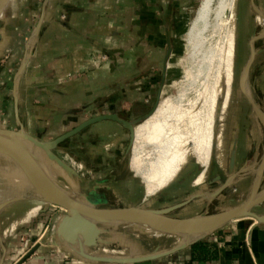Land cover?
<instances>
[{"label": "crops", "instance_id": "1", "mask_svg": "<svg viewBox=\"0 0 264 264\" xmlns=\"http://www.w3.org/2000/svg\"><path fill=\"white\" fill-rule=\"evenodd\" d=\"M179 7L177 0H9L0 16V127L23 129L30 136L51 141L98 116L118 114L131 121L145 117L169 80ZM236 135L238 159L240 136ZM129 146L130 131L106 119L68 138L57 152H77L92 170H126ZM257 159L244 163L238 170L243 168V172L231 184L246 168L257 166ZM196 177L180 176L164 190L179 194L197 188L188 198L201 195L173 215L192 217L236 206H216L229 186L218 191L230 175L224 181L216 177V183L208 176L201 185L193 184ZM91 182L98 187L91 186L84 193L101 200L98 190L110 187V179L94 177ZM217 183L218 188H213ZM18 197L9 206L35 201L43 208L17 226L12 240L7 239L3 264H16L35 246L37 250L23 264H264V222L252 217L232 221L160 258L135 263L96 261L62 242L37 241L34 236L46 231L48 213L55 206L33 192ZM113 197L123 199L118 192ZM10 199H2L0 205ZM182 211L188 214L180 215ZM64 215L56 214L54 222L58 224Z\"/></svg>", "mask_w": 264, "mask_h": 264}, {"label": "bare ground", "instance_id": "2", "mask_svg": "<svg viewBox=\"0 0 264 264\" xmlns=\"http://www.w3.org/2000/svg\"><path fill=\"white\" fill-rule=\"evenodd\" d=\"M212 3L213 0L201 1L190 28L186 33L185 41L189 51L188 56L191 60L187 71L184 72L182 79L177 84V92L167 97L162 94L156 111L135 127L136 135L129 164L135 175L145 185L146 193L142 202L154 198L158 193L173 185L193 159L204 168L203 173L193 181L194 185H201L205 182L212 167L214 157L226 169L225 149L228 128L230 126L229 122L231 117L235 119L237 117L238 98L243 95L244 97L246 96L244 91L251 96L253 101L255 100L256 104L254 116L259 130H256V127H254L255 123L251 134H260L264 138V105L255 99L253 86L250 81L251 66L246 71L251 60L249 58L242 70L239 80L240 87H237L235 82L237 80V33L239 35V32H237L235 23V25H232L231 21H229V23L223 24L220 17L223 11L225 12L226 9H229L231 14H234L236 18V14L240 9L238 0H219L215 8L212 7ZM213 9L216 17L211 22L212 35H215L217 30L220 32L223 30V37L221 38V42H213L209 37L210 39H207L209 45L205 47L202 43L206 41L205 32L209 30L210 22L208 21H210L209 16ZM255 11L256 22L262 27L260 32L262 36L264 35V11L259 5H256ZM22 140L38 154L62 187L76 199L86 202V204H92V201L88 200L73 182L70 183L61 177V174L64 173L71 175L69 171L65 170L56 161L51 160L35 143L26 139ZM2 162H10L12 164V171L1 166L0 174L3 172L8 178H22L23 182L31 186L35 193H38L36 188L26 179L25 174L15 165L12 157L0 151V163ZM254 167H248L246 171L252 170L251 172H254L256 176L254 184H258L259 180L264 178V160L256 168ZM238 172L231 171L230 177L232 179L236 178ZM254 184L253 187L255 186ZM253 190L252 188L248 194L254 198H258L264 193V190L261 192ZM38 194L41 196L40 193ZM245 200L239 204H242ZM36 212L37 209H33L30 215H35ZM92 221L95 224L97 223L94 219ZM55 224L57 227L58 224ZM116 225L105 224L99 226L101 229L108 231ZM8 230L10 231L6 232L5 236L13 232V227L12 229L11 227L8 228ZM151 230H154L156 234H164L155 229ZM105 235L106 233L103 235L104 237L102 236L103 240H107ZM164 235L168 238H176L174 246L190 243L196 238L189 235ZM5 238L3 239L0 236V264H2ZM54 238L55 241L53 243L61 244L62 242L80 255H89L94 258L123 260L133 256L148 254V251L143 253H129L122 250L119 251V249L107 251L105 249L106 244L90 249L85 245L82 238L78 239L75 243H69L62 237L56 236V233Z\"/></svg>", "mask_w": 264, "mask_h": 264}, {"label": "rangeland", "instance_id": "3", "mask_svg": "<svg viewBox=\"0 0 264 264\" xmlns=\"http://www.w3.org/2000/svg\"><path fill=\"white\" fill-rule=\"evenodd\" d=\"M201 1L202 0H177V2L180 5L179 13L177 14L178 32L176 34L174 41V54L172 56L170 76H169V80L167 81V85L163 90V96L166 97L171 96L177 92V84L182 79L184 72L187 71V68L190 65L191 58L188 56L189 51H188V47L186 46L185 37L187 31L190 28L192 20L197 13ZM218 1L219 0H213L212 7L215 8L218 5ZM254 1L257 6L259 5V7L264 9V0H254ZM238 4L240 9L236 14V18L234 14H231L229 9H226L225 12L223 11L220 17L223 24L229 23V21H231L230 23H232V25L236 24L237 32H239V35L237 33V62H236L237 80L235 84L237 87L238 86L240 87L239 80H240L241 72L244 69L247 61L249 60L252 52L251 38L256 28L261 29V26L256 22V11L252 4V0H238ZM212 12L210 13L211 15L209 16L210 21H208L210 22L209 30L208 32H205L206 41L205 43L204 42L202 43V45H204L205 47L209 45L208 40L210 38L213 42H218V41L221 42V38L223 37L222 35L223 30L221 32L217 30V32H215V35H212L213 33H212L211 22L216 17L214 9L212 10ZM240 40L243 42H241ZM256 46L258 48L257 50L260 52L256 55L252 63L250 81L253 86L252 88L255 99L259 103L264 105V85H263L264 84V37L260 39L258 43H256ZM243 98L245 99V101ZM241 101L244 103H242ZM238 103L239 106L237 111V117L236 119L231 117L229 122L230 126L228 128V137H227V143L225 149L226 169H224L214 157V160L212 162V167L208 175L210 181L216 180V177L218 176L221 177V181L226 180L227 177L231 174V171L232 172L238 171L240 167L247 161H249V163L251 164L255 158H258L257 162H255L257 166L261 162L264 152V138L260 134L257 135L251 134V130L253 129V125H255V123L256 125L254 127H256V130H259L257 127L258 125L256 118L254 116L255 114L254 109L250 104L248 98L246 96L244 97V95L238 98ZM138 124H136V126ZM235 133L240 136L239 153L237 159L238 162H236V167L234 169H230L229 156H230V151L233 148V144H234L233 142L236 137ZM63 152L60 151L58 152V154L61 157L65 156L66 154H63ZM70 154L72 156L74 155L76 160L80 164L81 166L80 174L82 175V178L75 177L74 175L72 177V175H69L68 173H64L65 175L61 174V177L62 178L64 177L70 183L73 182L80 192L81 191L85 192L87 189H89L92 186L93 182L91 181L93 180L94 177L107 178L108 180L110 179V184H111L110 187L106 186L105 188H101L98 190V192L99 191L101 192L100 193V196L102 198L101 200H92L88 197V199L93 203H97L100 206L103 205V207H107V206L113 207L119 205L123 206L124 204L125 205L136 204V203H141L143 201V198L146 193L145 191L146 188L142 180L139 177H137L134 171L130 168L129 163H130L131 153L128 155V158H126V163H125V165H127L126 170L125 169L92 170L89 169L85 165V163L79 158L77 152L71 151ZM190 165L186 167V169L181 173L180 176L199 177L200 174L203 173L204 168L201 167L196 162V160L193 159ZM1 166L4 168H8L9 171L10 170L12 171V164L10 162H2L0 163V167ZM257 166H255L254 168H256ZM251 171L252 170L246 172L245 170V172L240 175L241 177L239 176L240 178H238L236 184L235 185L231 184L226 189L224 194L219 196V200L221 201H216V206L218 208L237 205L244 199H247V197L249 196L248 193H250V191L252 190L253 180L255 176L254 172ZM119 177L120 178L122 177V179H120L116 183L114 181V178H119ZM207 179L208 177L206 178V180ZM213 183H216V181H213ZM219 185L220 184L217 183L215 184V186H213V188H218ZM95 186L96 185H93L92 188L95 189L96 187H98ZM195 189L197 188H193V189L190 188L188 191L179 194L170 193L169 191L168 192L163 191L158 193L159 195L157 194L156 196H154V198H151L149 203H147V205H150L152 207L172 205L174 203L187 199L193 193L192 190ZM262 189L264 190V181L262 184ZM27 192L28 194L33 192L34 196H40L38 193H35L33 191L31 186L23 182L22 178L21 179L14 177L8 178L7 176H5V174H3V172H1L0 202H2L1 200L7 198L8 196H10L11 198H15L18 197V195H24V194L26 195ZM114 192H118V194H120V196L123 198L121 199L122 201L114 199L113 197ZM211 193L212 192H210V194ZM42 208L43 205L41 203L35 201H24L22 203L21 202L15 203L7 207L5 210L1 211L0 236L3 239L6 237L3 243L4 246L7 243V239L10 241L15 236V235L13 236V234L15 232V229H17V226H20L19 224H21V222L28 221L37 214L39 215L41 213L40 211ZM33 209L35 210L37 209V212L35 215H30L31 210ZM256 211L259 214H263L264 203L257 206ZM59 213H65V210L56 206L51 212L48 213L49 215L47 217L48 222L46 224L47 225L46 231L44 233L38 232V234L34 236V238H36L37 241H39L40 243H47L49 245L53 244V241H55L54 237L56 233V231H54L56 227L54 219H56L55 215ZM185 213L188 214V212L182 211L180 212V215H184ZM10 227L11 229L13 227V232L10 235L5 236L6 232L8 233V231H10L8 230V228ZM107 232L108 233H106L107 235H105V238H109L112 241L113 246L117 247L114 248L106 244L105 249L107 251H114L119 249V251L122 250L124 252H129V253H137V251L143 253L145 251L153 250V248H155L158 244L162 249L171 248L174 246L173 244H175L176 241L175 237L168 238L164 234H156L154 230L141 229L131 225L111 227ZM5 251H6V246L4 248V252L2 256V264L4 263L3 261H4Z\"/></svg>", "mask_w": 264, "mask_h": 264}, {"label": "water", "instance_id": "4", "mask_svg": "<svg viewBox=\"0 0 264 264\" xmlns=\"http://www.w3.org/2000/svg\"><path fill=\"white\" fill-rule=\"evenodd\" d=\"M8 1L9 0H0V16L5 12ZM252 4L254 8H256V3L254 0H252ZM258 38L259 37L254 34L251 39V61H249L246 71H248V67L250 68V66H252V63L257 55L255 41ZM170 53L171 48L168 55ZM244 93L251 103L253 109H256V104L254 102L255 100L253 101L251 96L246 93V91H244ZM158 104L159 101L156 104L155 108L149 114L138 120H127L120 117L118 114L98 116L82 123L75 129L51 141H42L39 138L30 136L23 129L17 130L0 127V151L12 157L15 165H17L18 168L25 174V177L29 181V183H31L36 188V191L41 194V200H44L45 202L53 206L60 207L65 210V215L55 228L56 236L62 237L69 243H75L78 239L82 238L85 245L90 249H94L102 244H108L109 246L114 247L111 240L107 238V240L102 239V236L107 233V230L101 229L99 225L105 224H117L116 226L131 225L146 230L155 229L163 232L164 234L175 236L189 235L196 237L190 243L184 245L180 244L167 249L158 247L153 252H148V254L133 256L123 260L94 258L92 256L83 254L82 256H84L85 258L96 261L104 260L130 263L152 260L172 254L185 246H190L232 221L246 217H252L260 223L264 222V214H259L256 211L257 206L264 203V193L258 198H254L251 195L247 197V199L242 204L224 209L219 212H215L213 214L203 212L196 216L184 218L173 215V212L188 205L194 198L200 197L201 195H194L193 197L183 202L169 205L164 208H153L152 206L147 205L150 200L138 204L117 207H103L93 202L92 204H86V202L76 199L64 187H62L59 181L55 179L50 173L51 171L48 169L43 160L38 156V154L33 149L28 147L27 144L22 140L26 139L32 143H35L45 152V154L51 160L56 161L65 170L69 171L72 176L74 175L75 177L82 178L80 172L73 168L57 152L58 147L64 141L93 123L111 119L119 122L130 131V146L128 149L129 155L135 141L136 124L144 121L146 118L151 116L156 111ZM237 141L238 136L236 135L233 142V148L231 149L229 156L230 169H234L236 167L238 148ZM262 160H264V154ZM240 172H243V168L238 172V175L240 174ZM217 179L220 180L221 177L218 176ZM233 179L230 177L218 192H221L223 189L230 186ZM262 181L263 178L259 180L258 184H254L255 186L253 187V191L259 190ZM81 193L88 199V195L86 193L82 191ZM20 199V197H15L3 202L0 205V212L3 211L11 203L16 202ZM93 219L97 221L96 224L93 223ZM53 244L58 245L56 243ZM37 248L38 246H35L31 250H29L16 262V264H23L37 250Z\"/></svg>", "mask_w": 264, "mask_h": 264}, {"label": "built area", "instance_id": "5", "mask_svg": "<svg viewBox=\"0 0 264 264\" xmlns=\"http://www.w3.org/2000/svg\"><path fill=\"white\" fill-rule=\"evenodd\" d=\"M63 154H66L65 156H62V158L67 161L71 166H73L77 171L80 172L81 166L78 163V161L76 160L75 156L71 155L70 152H63ZM70 161V162H69ZM55 231V229H54Z\"/></svg>", "mask_w": 264, "mask_h": 264}, {"label": "flooded vegetation", "instance_id": "6", "mask_svg": "<svg viewBox=\"0 0 264 264\" xmlns=\"http://www.w3.org/2000/svg\"><path fill=\"white\" fill-rule=\"evenodd\" d=\"M262 9V8H261ZM263 11H264V9H262ZM261 29H262V27H261ZM261 29L260 28H256V30H255V32L253 33V35L254 34H256V35H260V32H261ZM253 37V36H252ZM259 37V39H257L256 41H255V48H256V50L258 49L257 48V46H256V43H258V40L260 41V39H262L263 37H264V35H260V36H258ZM261 37V38H260ZM252 39V38H251ZM260 51H258L257 50V54L259 53ZM250 58H251V56H250ZM247 97V96H246Z\"/></svg>", "mask_w": 264, "mask_h": 264}]
</instances>
